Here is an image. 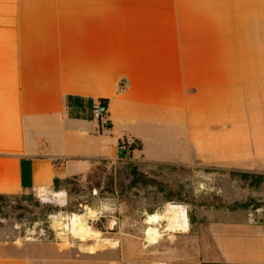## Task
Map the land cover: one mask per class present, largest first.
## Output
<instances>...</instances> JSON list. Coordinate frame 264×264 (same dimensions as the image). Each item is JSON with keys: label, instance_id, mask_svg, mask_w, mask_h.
I'll list each match as a JSON object with an SVG mask.
<instances>
[{"label": "crops", "instance_id": "crops-1", "mask_svg": "<svg viewBox=\"0 0 264 264\" xmlns=\"http://www.w3.org/2000/svg\"><path fill=\"white\" fill-rule=\"evenodd\" d=\"M125 138L136 164L264 177V0H0V195L44 197L123 159ZM229 180L226 204H263L199 209L205 223L169 206L183 229L163 205L158 254H135L129 233L106 264H264V183ZM104 256L31 247L0 264Z\"/></svg>", "mask_w": 264, "mask_h": 264}, {"label": "rangeland", "instance_id": "rangeland-1", "mask_svg": "<svg viewBox=\"0 0 264 264\" xmlns=\"http://www.w3.org/2000/svg\"><path fill=\"white\" fill-rule=\"evenodd\" d=\"M230 178L243 188L249 183H264L260 175L244 178L225 171L136 164L127 156L113 163L104 161L87 173L59 182L44 197L19 194L0 200V254L56 247L80 259L102 251L106 264L112 259L113 239L129 233L138 243L130 247L135 254H158L163 236L157 243H149L146 231L154 227L163 235V205L167 209L183 206L186 220L205 223L207 215L201 218L199 209L263 204L250 199L226 204L222 190ZM83 213H93L94 217L74 226L73 217Z\"/></svg>", "mask_w": 264, "mask_h": 264}, {"label": "bare ground", "instance_id": "bare-ground-1", "mask_svg": "<svg viewBox=\"0 0 264 264\" xmlns=\"http://www.w3.org/2000/svg\"><path fill=\"white\" fill-rule=\"evenodd\" d=\"M166 212L168 214L169 223L171 224L170 226H172V228H176V229H183L184 217H183L182 211L179 208H168ZM92 217H94L93 213L77 214L72 219L73 224L75 226L77 222H80V223L88 222V220L91 219ZM61 219L63 220V217ZM57 224L60 226L59 221L57 222ZM162 236L163 235L161 234V232L154 227H150L146 231V237H147V241L149 243H153V244L157 243ZM91 247H92V245H91Z\"/></svg>", "mask_w": 264, "mask_h": 264}, {"label": "built area", "instance_id": "built-area-1", "mask_svg": "<svg viewBox=\"0 0 264 264\" xmlns=\"http://www.w3.org/2000/svg\"><path fill=\"white\" fill-rule=\"evenodd\" d=\"M93 114L95 119L103 126L108 127L109 126V121H108V106L107 103L103 100H99L95 103L93 107ZM136 143L133 142L132 139L130 138H125L121 141H119L118 148L119 151L127 157L130 156V149L132 146H134Z\"/></svg>", "mask_w": 264, "mask_h": 264}, {"label": "trees", "instance_id": "trees-1", "mask_svg": "<svg viewBox=\"0 0 264 264\" xmlns=\"http://www.w3.org/2000/svg\"><path fill=\"white\" fill-rule=\"evenodd\" d=\"M139 148H140V146L137 145V144H135L134 146L131 147L130 153L132 154L135 150H137ZM241 176H243L244 178H248V177H251V176L252 177H255V175H251V174H248V173H242ZM261 177H263V176H261ZM58 183H59V181H55V187H57ZM6 197H8V196H6V195H0V200L4 199ZM236 206H243V207H245V206H248V205L247 204H242V205H236Z\"/></svg>", "mask_w": 264, "mask_h": 264}]
</instances>
